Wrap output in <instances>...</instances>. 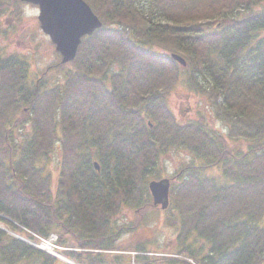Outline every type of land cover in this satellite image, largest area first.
Wrapping results in <instances>:
<instances>
[{
	"label": "trees",
	"instance_id": "obj_1",
	"mask_svg": "<svg viewBox=\"0 0 264 264\" xmlns=\"http://www.w3.org/2000/svg\"><path fill=\"white\" fill-rule=\"evenodd\" d=\"M84 1L102 27L55 68L62 84L32 80L25 58L0 51V220L29 239L57 234L85 251L68 250L71 260L106 264L94 251L115 250L129 233L114 218L126 208L160 209L148 186L178 148L200 160L167 178L181 253L198 264H264V0ZM21 3L0 0V17ZM182 79L227 137L204 118L176 121L169 99ZM58 144L54 190L45 158ZM196 237L207 253L191 243ZM0 264L62 261L0 230Z\"/></svg>",
	"mask_w": 264,
	"mask_h": 264
},
{
	"label": "rangeland",
	"instance_id": "obj_2",
	"mask_svg": "<svg viewBox=\"0 0 264 264\" xmlns=\"http://www.w3.org/2000/svg\"><path fill=\"white\" fill-rule=\"evenodd\" d=\"M11 12L13 13L4 14L0 17V51L6 56H20L25 58L30 64V77L32 80H37L42 75H45L44 80L49 85L56 86L60 83L62 84L64 81L63 73L61 70L55 69L60 63L61 57L56 52L55 46L50 38L40 28L38 6L24 3L15 4ZM157 51L159 53L169 54L162 50ZM51 67L54 69H51V72L47 73ZM116 70V67L112 69V71ZM169 105L176 121L179 123L186 124L204 118L212 127V130L227 137V128L215 117L206 98L195 93L188 87L185 79H182L173 89L170 95ZM228 141L235 150L247 147V143L244 141H231L229 139ZM60 162L61 149L60 144H58L50 156L45 158L48 171L52 175L54 190L57 187ZM195 163H200V160L189 151L178 148L172 149L161 159L158 176L160 179L172 178L182 167ZM215 174L217 172H213L211 174L212 177ZM173 183H179V179L173 181ZM177 217L178 213L174 209L173 204L165 212L164 210L153 208L146 209L143 212L126 208L114 218L113 224L119 228L126 227L127 229L125 231L129 233H124L120 236L115 245V250L94 251V254H101L102 252L101 256L106 260V264H142L147 262V259H141V262L139 260L136 261L139 255L150 258L153 262L156 261L153 259H159L163 262H170L171 264H198L192 257H187L181 253L182 247L178 243L179 223L176 222V224H173L171 221V219L177 220ZM0 223L5 225L1 220ZM261 225H264V221ZM6 228L10 229L8 226ZM0 230L4 229L0 228ZM6 231V233L11 235V230V232ZM19 235L29 239V234L27 233ZM57 239V245L52 242L46 243L48 246H52L50 250L53 251L46 253L54 258L61 259L55 253L70 259L66 255L68 250L76 252L84 251L78 248H71L69 245L60 244V240L62 239L60 236ZM191 243L195 245L197 251H202L203 253L209 251V245L200 238H194ZM44 247L42 245L39 249L45 252ZM139 248L142 249L139 250ZM72 261L75 264H81L78 261ZM62 264L69 263L62 261Z\"/></svg>",
	"mask_w": 264,
	"mask_h": 264
},
{
	"label": "water",
	"instance_id": "obj_3",
	"mask_svg": "<svg viewBox=\"0 0 264 264\" xmlns=\"http://www.w3.org/2000/svg\"><path fill=\"white\" fill-rule=\"evenodd\" d=\"M22 3L38 6L40 28L54 44L60 54L61 64L72 62L78 53L82 39L92 36L102 27V22L84 0H18ZM182 66L185 60L179 55H173ZM98 171V163L94 164ZM149 192L153 204L162 210H167L170 205L171 182L169 179L151 181ZM7 232L6 230H3ZM11 235L24 241L18 234Z\"/></svg>",
	"mask_w": 264,
	"mask_h": 264
},
{
	"label": "bare ground",
	"instance_id": "obj_4",
	"mask_svg": "<svg viewBox=\"0 0 264 264\" xmlns=\"http://www.w3.org/2000/svg\"><path fill=\"white\" fill-rule=\"evenodd\" d=\"M158 181V180H157ZM132 210H134V211H138V212H140L139 210H137V209H133L132 208ZM0 228L1 229H4V230H8V231H10V229H8V228H6V225H3V224H1L0 223ZM11 232V231H10ZM52 236V235H51ZM20 238V237H19ZM19 238H17L18 240H20V241H22L21 239H19ZM50 239V237L49 238H43V237H41V236H38V235H34V238H33V245H35L36 247H37V249H39V248H41V246L42 245H44L45 247H44V251H45V253L47 252V253H51V252H53L52 250H50L51 249V247L52 246H48L46 243H49L48 242V240ZM23 242H25V243H29V242H26V241H23ZM40 250V249H39ZM55 255L56 256H58L59 258H61L60 260H62V261H64V262H67V263H69V264H75L72 260H70V259H68L67 257H62V256H60V255H58L57 253H55Z\"/></svg>",
	"mask_w": 264,
	"mask_h": 264
}]
</instances>
